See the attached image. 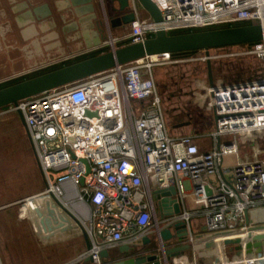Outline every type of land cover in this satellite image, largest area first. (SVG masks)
<instances>
[{
    "label": "built area",
    "instance_id": "built-area-1",
    "mask_svg": "<svg viewBox=\"0 0 264 264\" xmlns=\"http://www.w3.org/2000/svg\"><path fill=\"white\" fill-rule=\"evenodd\" d=\"M129 1L135 20L128 32L0 80V85L143 43L161 30L173 35L237 23L264 25V0H150L162 15L161 23L145 11L143 17L138 0ZM244 46L210 50L209 55L200 51V58L145 57L4 108V113L23 114L45 182L43 192L14 206H23L26 213L35 202L30 218L40 226L41 219L52 218L49 209L57 211L53 203L68 212L90 240L91 264H105L102 253L127 239L135 244L178 222L186 224L194 255L208 252L211 264H264V239L252 253L248 249L254 238L264 236V160L255 145L253 158L241 159L239 145L242 137L264 135V40ZM247 59L261 62L263 72L244 78L228 70ZM182 63L210 66L212 84L201 82L193 94L207 110L210 151L201 150L199 136H174L168 128L153 71ZM229 137L233 141H223ZM229 156L237 161L228 166L224 160ZM170 187L177 189L181 213L162 218L153 192ZM188 198L197 208L189 209ZM227 240L240 243L226 245ZM210 243L213 248L207 247Z\"/></svg>",
    "mask_w": 264,
    "mask_h": 264
},
{
    "label": "crops",
    "instance_id": "crops-1",
    "mask_svg": "<svg viewBox=\"0 0 264 264\" xmlns=\"http://www.w3.org/2000/svg\"><path fill=\"white\" fill-rule=\"evenodd\" d=\"M92 4L94 6L93 12L88 9L87 2L84 0L74 2L71 0H0V49L3 51L2 54L0 53V69L2 68L1 62L5 57L12 66H15L16 63L19 64L17 68L0 78V80H5L62 56L85 50L87 45H92L102 36H104L102 41L104 42L108 39V36L117 37L130 30V26L125 28L117 26L115 29L104 33V35L100 33L98 24L104 19L103 3L101 0H92ZM43 5L47 6L46 10L39 12L41 13L39 16L35 15L33 10ZM140 11L142 16L146 17L144 16L146 15L145 12L142 9ZM109 16L111 18L117 17L112 13ZM5 21H7V24ZM2 114L5 113L0 112V117ZM190 126V124H186L180 126V128L185 129ZM205 131L188 134L199 136L197 144L204 152L212 149V141L205 137ZM175 135L179 136L180 134ZM36 164L41 173L37 159ZM44 189L45 185L31 194H20L15 199L8 198L6 200L0 193V215L10 214L9 216L4 215V220L0 219V264H20L22 255L25 252L23 250L24 246L31 247L30 258L35 259L36 264H91L87 257L86 233L81 226L76 227L74 222L70 226L65 221L61 229L54 230L53 233L49 232V235H43L36 228L33 218H30V212L37 208L35 202L28 205V210L25 213L28 218L23 219L19 215H11L13 204L18 200L26 196L39 194ZM195 208L197 207L192 199V206H189V209L194 210ZM45 210V205H43V211L45 212ZM46 218L50 217L47 216ZM52 223L51 220V225ZM16 228L18 231H24L21 238L9 234ZM154 232H149L145 237L151 240L150 243L148 241L144 245L142 240L135 242L138 247L135 257L142 255L157 256L159 258L157 262L161 264H205L207 260L211 259L208 252L201 251L199 254L196 253L195 256L191 250L185 252L184 255L166 261L164 249L155 237ZM24 236L28 242L27 240L22 242ZM126 245L131 246L134 244L127 239L120 246ZM182 245L183 243L172 241L165 244V249L169 250ZM104 262L107 261L104 260Z\"/></svg>",
    "mask_w": 264,
    "mask_h": 264
},
{
    "label": "water",
    "instance_id": "water-1",
    "mask_svg": "<svg viewBox=\"0 0 264 264\" xmlns=\"http://www.w3.org/2000/svg\"><path fill=\"white\" fill-rule=\"evenodd\" d=\"M72 2L77 0H71ZM87 2L88 9L93 12L94 6L92 0ZM104 12V19L98 24L100 33L109 30L128 27L135 20L134 13L130 10L129 0H101ZM139 6L145 11L155 23L162 22V15L156 6L150 0H138ZM47 6L43 5L33 10V13L39 16L41 11L46 10ZM116 18H111V13ZM31 14V13H30ZM32 15V14H31ZM112 37V36H110ZM109 38V36L107 37ZM104 36L98 38L92 45H87L86 49L98 47L101 45ZM264 40V25H245L239 27L199 31L187 34L168 35L165 31H158L153 38L143 43L127 45L121 48L113 49L109 52L98 54L91 58L70 64L68 66L53 70L51 72L39 75L37 77L25 80L12 86L0 90V110L9 106L17 107L23 100L47 93L54 89L73 85L82 82L91 77L118 69L122 66L134 63L145 57L163 55V54H182L204 51L209 55L210 50L232 48L244 45L259 43ZM208 80L212 84V76L209 64H207ZM23 126L26 128L23 114L17 112ZM178 192L176 187L156 190L153 192V198L157 202V208L162 218L170 217L174 214L181 213V206L177 198ZM15 205V204H13ZM53 207L57 210L49 209V215L52 217L41 219V226L44 232L53 233L54 230L61 229L63 223L67 221L72 226L75 221L64 209L59 208L55 203ZM59 213V215H58ZM39 218H43L40 210L36 211ZM52 220V225H51ZM36 228L42 233L41 226L35 221ZM176 233V234H175ZM155 237L164 249L166 261L173 257L184 255L185 252L191 251L192 246L188 243V232L184 222H178L172 227H167L154 232ZM264 236L254 238V244H248L249 253L253 249L261 246ZM87 250L91 249L90 240L85 234ZM148 238L142 240L146 245ZM178 241L183 243L182 246L165 249V244ZM198 243V242H197ZM197 243L195 245H197ZM240 241L227 240L226 245L239 244ZM208 248H213L214 244L210 243ZM138 247L134 245L120 246L111 251H104L102 258L107 261L105 264H161L157 256H138L135 257Z\"/></svg>",
    "mask_w": 264,
    "mask_h": 264
},
{
    "label": "rangeland",
    "instance_id": "rangeland-1",
    "mask_svg": "<svg viewBox=\"0 0 264 264\" xmlns=\"http://www.w3.org/2000/svg\"><path fill=\"white\" fill-rule=\"evenodd\" d=\"M5 23L7 24V21H5ZM241 50V48H234V51ZM1 52L3 51L0 49V53ZM211 53L213 54L214 51H211ZM202 54V52H199L192 57L200 58ZM1 63L0 78L19 66L18 63L12 66V64L6 60V57ZM206 68L205 63H182L180 65H171L165 68H155L153 71L158 92L164 100V111L168 128L174 136H176L175 134L188 135L193 132L199 133L203 132V130L207 132L210 128L207 110L203 101H199L193 97L196 87L201 82L208 80ZM227 68L228 70H233L236 74H243L242 76L246 78L257 77L262 73L260 64L256 60L251 59L236 62V64L227 66ZM3 111L0 110V112ZM186 124H190L191 126L185 129L180 128V126ZM223 141L231 142L233 138H225ZM239 145L241 147V159L247 157L251 158V149L252 146L255 145L259 150V159L264 160V135H258L251 139L242 137L239 139ZM224 161L225 165L229 166L236 163L237 158L235 156H229L226 157ZM41 185L44 186L45 183L37 167L35 153L29 140L28 133L18 113L11 112L2 114L0 117V193H2L4 200L8 198L15 199V197H18L20 194L25 195L36 192L42 187ZM186 203L188 206H192V199L188 198ZM22 207L21 205L14 206L11 215H19L23 219L28 218V215L25 214ZM158 214L160 216L159 210ZM4 215L9 216L10 214H1L0 219L4 220ZM74 223L76 227H80L77 222L74 221ZM12 232H9V234L11 233V235L13 234V236L21 238L24 231H18L16 228L12 230ZM25 238L24 236L22 242L27 240ZM30 249V246H24L23 250L25 252L22 255L20 264H36L35 259L30 258ZM226 254L229 259H232L233 254L228 251ZM14 259L16 258L14 257ZM212 262L213 258L207 260L205 264H211Z\"/></svg>",
    "mask_w": 264,
    "mask_h": 264
},
{
    "label": "trees",
    "instance_id": "trees-1",
    "mask_svg": "<svg viewBox=\"0 0 264 264\" xmlns=\"http://www.w3.org/2000/svg\"><path fill=\"white\" fill-rule=\"evenodd\" d=\"M245 25H250V24H248V23L228 24V25H222V26H214V27H210V28H206V29H196V30L179 31V32H175V33H172V34L173 35L187 34V33L199 32V31H207V30H215V29L239 27V26H245ZM244 47H247V46H241V48H244ZM197 53L198 52L175 54V55H173V57H175V58L189 57V56L195 55ZM251 60H253V59H251ZM257 62L260 64V67H262V63L259 62V61H257ZM262 72H263V67H262ZM39 75H42V73L35 74V75L29 76V77H26V78H22V79H18V80H14V81L5 83L3 85H0V90L3 89V88H6V87L12 86L14 84L23 82L25 80H28V79L37 77ZM244 78H246V77H244ZM252 78H254V77H252Z\"/></svg>",
    "mask_w": 264,
    "mask_h": 264
},
{
    "label": "flooded vegetation",
    "instance_id": "flooded-vegetation-1",
    "mask_svg": "<svg viewBox=\"0 0 264 264\" xmlns=\"http://www.w3.org/2000/svg\"><path fill=\"white\" fill-rule=\"evenodd\" d=\"M77 52H79V51H77ZM76 53V52H75ZM71 55V54H70ZM91 57H93V56H90V57H88V58H91ZM85 59H87V58H84V59H78V60H74V62H72V63H67V64H65L64 66H58V67H55V68H52V69H48V70H45V71H42V72H40V73H42V74H45V73H48V72H51V71H53V70H56V69H59V68H62V67H65V66H68V65H70V64H73V63H76V62H79V61H82V60H85ZM39 74V73H38Z\"/></svg>",
    "mask_w": 264,
    "mask_h": 264
},
{
    "label": "bare ground",
    "instance_id": "bare-ground-1",
    "mask_svg": "<svg viewBox=\"0 0 264 264\" xmlns=\"http://www.w3.org/2000/svg\"><path fill=\"white\" fill-rule=\"evenodd\" d=\"M2 111L4 110V109H1ZM176 234V233H175ZM225 263V262H224Z\"/></svg>",
    "mask_w": 264,
    "mask_h": 264
}]
</instances>
